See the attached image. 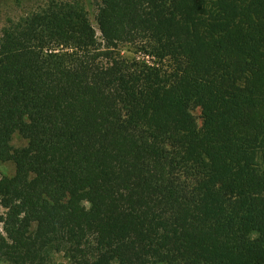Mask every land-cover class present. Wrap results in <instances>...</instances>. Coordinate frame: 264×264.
<instances>
[{
  "label": "trees",
  "instance_id": "1",
  "mask_svg": "<svg viewBox=\"0 0 264 264\" xmlns=\"http://www.w3.org/2000/svg\"><path fill=\"white\" fill-rule=\"evenodd\" d=\"M95 7L1 33L0 263L264 264V0Z\"/></svg>",
  "mask_w": 264,
  "mask_h": 264
},
{
  "label": "rangeland",
  "instance_id": "2",
  "mask_svg": "<svg viewBox=\"0 0 264 264\" xmlns=\"http://www.w3.org/2000/svg\"><path fill=\"white\" fill-rule=\"evenodd\" d=\"M47 2L48 0H0V37L3 29L6 28L11 21H16L20 17H24L30 13L40 10L47 4ZM81 3L84 6V10L91 24L96 27L94 20L96 14L95 0H81ZM125 54L131 56V54H128L127 52H125ZM192 113L196 117L199 116L198 110H193ZM199 123L200 119H198V124ZM11 144L13 147L19 148L25 146L26 141L18 135H14L12 137ZM13 173L14 166L11 162L0 163V178L11 177ZM2 212L3 210L0 207V214H2ZM52 257L55 262H66L62 254H54Z\"/></svg>",
  "mask_w": 264,
  "mask_h": 264
}]
</instances>
